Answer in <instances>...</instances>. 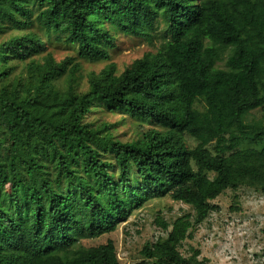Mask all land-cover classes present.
I'll list each match as a JSON object with an SVG mask.
<instances>
[{
    "label": "trees",
    "instance_id": "obj_1",
    "mask_svg": "<svg viewBox=\"0 0 264 264\" xmlns=\"http://www.w3.org/2000/svg\"><path fill=\"white\" fill-rule=\"evenodd\" d=\"M36 30L75 53L53 59ZM8 32L0 264H121L111 239L82 241L165 196L194 215L156 220L166 235L129 264H207L198 249L179 251L193 223L227 189L264 192V0H0ZM117 33L159 46L118 71ZM81 61L105 62L85 89ZM125 121L133 135L121 140L114 131Z\"/></svg>",
    "mask_w": 264,
    "mask_h": 264
},
{
    "label": "rangeland",
    "instance_id": "obj_2",
    "mask_svg": "<svg viewBox=\"0 0 264 264\" xmlns=\"http://www.w3.org/2000/svg\"><path fill=\"white\" fill-rule=\"evenodd\" d=\"M36 32L44 41L46 52L51 53L53 59L59 61L75 53V48L63 42H56L53 37H48L41 30ZM7 35L10 33L0 35V40ZM158 46V42L148 45L137 37L117 33L114 47L110 50V61L115 63L118 71H121L146 52H155ZM80 63L81 68L76 74L80 76L79 87L85 89L87 73L99 71L105 62ZM24 64L16 63L13 73L22 71ZM57 84H65L63 77ZM90 118L118 123L120 115L96 112L92 113ZM132 132V127L126 121L119 124L114 131L121 140L128 139L133 135ZM210 204L208 215L202 221L193 223L190 236L182 241L179 251L184 255H190L193 249H198L199 258L205 257L207 264H264V192L248 187L227 189ZM185 214L194 215V211L187 204L173 200L169 196L154 198L134 209L128 219L120 222L114 231L98 238L83 240L82 243L95 245L111 239L119 262L129 264L141 259L140 251L146 243L166 235V231L162 230L156 220L171 223Z\"/></svg>",
    "mask_w": 264,
    "mask_h": 264
}]
</instances>
